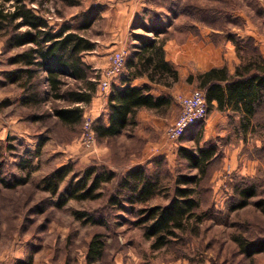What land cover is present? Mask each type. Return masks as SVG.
Returning <instances> with one entry per match:
<instances>
[{"label":"rangeland","instance_id":"1","mask_svg":"<svg viewBox=\"0 0 264 264\" xmlns=\"http://www.w3.org/2000/svg\"><path fill=\"white\" fill-rule=\"evenodd\" d=\"M23 2L43 16L53 30L65 25L74 30L86 26L79 32L94 43V48L83 57L99 74L98 81L104 77L115 51L123 52L126 67L128 59L136 58L141 45L137 35L161 42L165 56L174 57L170 63L180 75L167 94L172 97V105L143 113L148 119L155 118L156 124L139 120L116 137L96 139L94 145L86 146L82 141L83 122L69 127L50 114L52 106L65 102L50 100L38 108L20 105L21 90L9 78L10 71L17 67L9 60L18 49L6 46V28H0V179L9 183L0 193V264L28 259L32 264H86L87 242L94 233H101L105 242L104 255L97 264H264V253L248 258L238 251L232 238L235 234L245 238L264 235V214L254 204L264 199V120L261 127L244 134L238 121L229 117L227 131H220L223 136L207 140L204 133L198 135L204 123L201 121L178 139L176 143L189 148L213 143L218 146V156L203 184L198 210L204 213L203 219L195 224L196 230L185 234L184 240L153 250L143 237L137 212L144 206L166 204L176 176L190 172L186 161L178 156L179 144H170L165 132L178 114V95L185 94L187 88H199L196 75L203 66L200 57L205 53L209 59L219 54L223 57L231 49L240 61L229 37L252 38L254 46L257 41L253 37L264 39V0ZM3 7L4 12H14V0ZM244 50L252 51L250 44ZM189 75L192 77L187 79ZM167 79L171 81L172 77ZM67 82L74 86L71 78ZM96 89L93 98L98 92L102 98L105 93L98 82ZM98 103L84 105L83 120L86 117L93 122L105 114L106 103ZM260 116L264 117V111ZM8 143L13 146L11 150L6 147ZM25 159L31 166L19 165ZM67 163L75 170L105 165L116 172V178L104 185V196L99 199L70 200L57 206L56 197L42 191L39 181ZM139 165L159 179L162 191L146 204L131 207L124 202L125 209L110 206L108 196L115 193L118 180ZM247 185L255 186L257 194L247 206L232 210L236 188ZM75 211H84L101 224L83 222L75 217Z\"/></svg>","mask_w":264,"mask_h":264},{"label":"trees","instance_id":"2","mask_svg":"<svg viewBox=\"0 0 264 264\" xmlns=\"http://www.w3.org/2000/svg\"><path fill=\"white\" fill-rule=\"evenodd\" d=\"M11 0H0V28H6V46L17 48L10 63L17 65L10 71V81L17 83L21 90L20 105L25 108H38L47 101H63L64 105L52 106L53 115L65 126H76L84 120V105L88 104L97 89L99 74L84 60V53L93 50L94 43L79 30L65 25L53 30L48 21L36 14L23 2L14 0L15 11L4 12L3 5ZM19 19V20H18ZM17 20V21H16ZM21 27H25L20 31ZM155 33L160 31L152 28ZM141 42L136 58L127 60L133 67L130 75L136 76L149 71L150 79L172 85L179 78L178 71L164 59L161 42L137 35ZM236 46L240 61L232 74L226 65L211 67L196 75L197 85L205 93L208 107L216 101L218 110H233L240 113V128L244 134L261 127L264 117V58L253 39L242 40L230 35ZM243 42V44L239 43ZM250 44L252 51H245ZM172 80L168 81V77ZM189 75L187 79H190ZM74 81V86L67 82ZM125 77L119 86L112 85L107 98V112L93 121L96 139L116 137L129 126L137 123L136 114L142 109L161 110L172 104L170 95H156L149 84L133 86ZM200 123V122H199ZM198 124V123H197ZM192 125L191 127L196 126ZM201 124V123H200ZM188 128V129H189ZM187 131V130H186ZM42 143L38 144L39 148ZM7 149L13 148L11 143ZM264 149V147H263ZM29 154L30 150L27 151ZM178 156L185 160L189 173H179L166 204L144 206L137 210L140 215L138 224L143 226V237L150 241V247L158 250L184 240L185 234L196 230L195 225L203 219L204 213L198 210L201 204L203 184L207 179L210 166L218 156L217 144L189 148L181 146ZM2 155V153H1ZM35 153H32V157ZM30 160H22L23 168L31 166ZM196 170L195 172H192ZM116 178V172L105 165H89L75 170L70 163L54 168L39 181L42 191L56 197V205L64 206L70 200H95L104 196L103 187ZM8 182L0 179V193ZM162 191L159 179L142 166L127 171L117 182L115 193L108 196V204L125 209L124 202L146 204ZM237 199L231 204L232 210L243 208L255 196L253 185L236 188ZM264 214V199L254 201ZM76 218L83 222L101 224V221L84 211H75ZM195 225V227H194ZM238 251L251 258L264 253V235L245 238L233 235ZM105 242L101 233H94L87 242L86 264H97L103 257ZM17 264H32L31 259L18 261Z\"/></svg>","mask_w":264,"mask_h":264},{"label":"crops","instance_id":"3","mask_svg":"<svg viewBox=\"0 0 264 264\" xmlns=\"http://www.w3.org/2000/svg\"><path fill=\"white\" fill-rule=\"evenodd\" d=\"M253 38L257 41V46L259 47V50H260V52L264 58V39L262 38V36L256 37V38L253 37ZM223 57H221L219 54V56H217V58L209 59V57L206 53L202 54V56L200 58H201V62H202L201 65H203V66L199 70V72L206 71V70H208L214 66L221 67V66L226 65L229 73L232 74L235 70V66L238 64L239 61H237L236 56L233 53V50H231V49H228L227 53L223 54ZM164 59L170 63V62H172L174 57L170 56L169 54H166V56H165V54H164ZM132 69H134V68L128 67V66L125 67L123 72L115 78L116 80H113L115 82V85L119 86L121 81L125 77H127L129 79L128 84H130V85L142 86L145 84H149L152 88V92L156 95H167L168 93L170 94L171 85H167L166 84L167 82H160V81H157L155 79H150V76L148 75L149 71H144L141 74H138V75L132 77L130 75V71ZM178 75H180L179 70H178ZM9 78H10V76H9ZM118 78L120 79L119 83H116ZM156 87H160V89H158ZM187 89L188 90L186 93H190L192 91L190 88H187ZM98 94H99V92L96 94V96L94 98H92V100L88 104L93 103V105H96V103H98V102L101 103V100H102V102H104V104L107 103L108 95H103V97L101 98V97H99ZM216 105H217L216 101L213 100L212 107H208V113H207V116L204 120L203 127H202L200 133L198 134V135H201L204 133V137H205L204 140H207L208 138H210L212 136H218V135L223 136V134H221L220 131H223V132L227 131L226 130V123H227V120L229 117L238 121V123L240 125V113L238 111H233L230 109L218 110ZM104 111L106 113L107 108H104ZM145 111H155L156 112L157 110L142 108L137 112L136 120L137 121L148 120L151 125L156 124L157 120L155 118H152V119L149 118L148 119L147 117H145L143 115V113ZM248 132H249V130L247 131V133ZM176 142H173L174 144L173 143H170V144H172L173 146H176V145L178 146V144H179V147L187 146L186 144H184L182 142H179V143H176ZM166 149L169 150V148H166ZM46 264H49V263H46Z\"/></svg>","mask_w":264,"mask_h":264},{"label":"built area","instance_id":"4","mask_svg":"<svg viewBox=\"0 0 264 264\" xmlns=\"http://www.w3.org/2000/svg\"><path fill=\"white\" fill-rule=\"evenodd\" d=\"M125 65L123 52L115 51L104 77L98 81L105 95H109L112 80L123 72ZM177 102L179 104L178 114L165 132L166 139L170 143L178 141L190 126L204 121L208 113L205 93L200 88L194 89L190 93L179 94ZM82 141L86 146L94 145L96 141L92 119L86 117L83 121Z\"/></svg>","mask_w":264,"mask_h":264}]
</instances>
